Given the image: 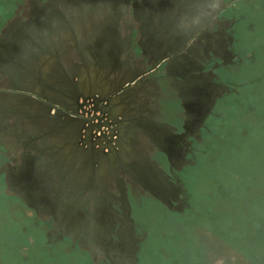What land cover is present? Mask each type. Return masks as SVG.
Wrapping results in <instances>:
<instances>
[{"label": "flooded vegetation", "instance_id": "flooded-vegetation-1", "mask_svg": "<svg viewBox=\"0 0 264 264\" xmlns=\"http://www.w3.org/2000/svg\"><path fill=\"white\" fill-rule=\"evenodd\" d=\"M239 1L28 0L22 11L16 3L0 29V176L16 205L48 214L36 225L46 238L74 249L48 250H78L90 264L141 263L133 186L176 196L173 161L191 154L196 164L208 151L207 121L239 93L217 73L236 55ZM67 30L74 44L59 50ZM161 71L179 92L165 102L181 108L169 126L144 102L150 87L163 93ZM73 199L86 201L77 212Z\"/></svg>", "mask_w": 264, "mask_h": 264}, {"label": "rangeland", "instance_id": "rangeland-1", "mask_svg": "<svg viewBox=\"0 0 264 264\" xmlns=\"http://www.w3.org/2000/svg\"><path fill=\"white\" fill-rule=\"evenodd\" d=\"M26 2L0 0V29L14 16L16 3L22 11ZM236 12L237 41L228 45L236 55L226 57L227 68L217 73L239 93L224 96L215 109L221 117L207 121L211 131L203 132L201 146L208 151L197 153L196 164L191 154L186 162L173 161L176 196L133 186L131 217L143 245L140 264H264V112L260 110L262 104L264 111V0H240ZM74 38L67 30L59 38L58 49L74 44ZM156 75L163 93L150 87L146 108L155 113L159 109L161 115L156 117L174 125L169 117L181 108L165 102L179 99V92L166 85L162 71ZM244 83L249 84L241 87ZM9 148V155H15V147ZM154 153L148 151L151 157ZM79 165L77 171L83 168ZM163 171L169 173L167 166ZM1 176L0 264H90L78 250L64 252L74 249L59 243L56 235L46 238L44 228L36 225L48 214L36 218L31 209L16 205L14 190ZM84 202L73 199V211ZM62 229L66 232L57 225L56 232ZM53 244H61L62 249L48 250Z\"/></svg>", "mask_w": 264, "mask_h": 264}]
</instances>
